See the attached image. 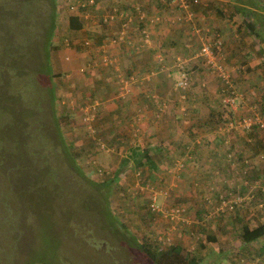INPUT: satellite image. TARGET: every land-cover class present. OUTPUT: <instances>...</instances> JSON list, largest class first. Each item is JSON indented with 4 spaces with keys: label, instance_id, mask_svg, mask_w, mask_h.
Returning <instances> with one entry per match:
<instances>
[{
    "label": "rangeland",
    "instance_id": "obj_1",
    "mask_svg": "<svg viewBox=\"0 0 264 264\" xmlns=\"http://www.w3.org/2000/svg\"><path fill=\"white\" fill-rule=\"evenodd\" d=\"M48 1L50 0H0V264H18L20 259L28 258L43 259L52 264H151L134 246L129 233L139 242L146 240L145 242L154 246L157 244L160 248L166 244H180L182 253H196L197 257H202L198 264H264V254L258 253L261 242L242 245L237 234L239 224L244 222L245 217L251 220V217H260V212H264V204L261 206L264 193L257 186V181L264 180V157L260 158L258 155L264 150V134H258L262 137L258 143L260 146L257 141L253 142V146L241 143L249 149L251 156L248 157H257L258 163H255L256 170L254 166L247 170V175L252 173V176L245 178L247 175L243 174L239 179L235 178V185L239 182L247 186L241 194L242 202L235 210L219 208V203L211 198L214 195L212 191H215L209 187L212 185L211 181L202 185L199 199L192 196L193 191L190 189L184 193L190 184L181 189L176 179L185 165H177L176 169L181 170H177L179 173H173L170 178L173 198L176 197L186 206L185 213L183 211V215L178 218L170 220L156 213L153 217L149 215L148 204L152 194H155V204L160 211L166 209L170 200H167L168 196L162 199L160 195H156L165 186H153L150 178L143 179L146 176L145 166L133 169L131 163L124 165L114 182L104 191V186L100 187L95 183L106 180L118 168L122 158L120 154L126 150V145L119 143L117 147L114 143L113 134L117 132L113 131L115 119L112 117L104 121L103 130L83 131L84 119L87 118L80 117L79 109L82 107L80 90H85V76L80 74L84 58L74 47L60 46L58 37L62 36V40L68 38L79 41L81 32L66 28L67 18L72 13H67L62 6L67 0H53L52 4ZM200 2L202 7L197 9L196 15L200 24L210 27L214 34L216 31L221 34L218 26L227 33L235 29L233 34L237 36L228 35V39L235 44L240 36L246 43V28L240 16L230 15L231 2ZM52 6L57 10V15L54 16L55 24L49 43L59 44V47L52 50L47 46L46 53L42 51V35L46 27L44 24H47L46 16ZM188 16L191 17V13ZM163 21L160 24L163 25ZM242 28L245 30H241ZM192 36L183 33L179 35L181 42L176 41L177 50L183 53L182 65L200 63L185 55L187 48L181 44L187 45L186 41L189 43ZM211 36L210 33L208 38ZM93 37L92 34L90 38ZM246 39H250L246 44L250 48V58L247 61L240 60L241 56L234 58L237 61H234V71L244 75L242 80L248 81V86H255L254 76L261 73L264 77V67L256 64L259 56L253 47V40L249 36ZM191 46L189 53L195 56L198 43ZM44 52L51 62V75L54 74L52 79H49L45 69ZM220 53L217 58L220 61L222 59V63L215 70L221 69L224 77L229 78L233 69L227 65L225 49ZM40 67L42 69H38ZM209 67V71L204 67L192 68L188 74L192 81L189 88L194 93L209 92L208 80L213 78L215 72ZM105 71L93 68L86 75V79L91 80L88 85L96 91L92 99L98 103L111 98L115 90L113 82H106L107 75H104L105 80L101 85L95 83L94 79H101ZM174 74L177 75V72ZM200 81L205 82V85L199 87L197 83ZM51 87L53 91L57 88L63 97L52 99ZM183 96L181 94L180 98ZM221 96V92H218L219 102L223 104ZM112 98L115 100V108L121 104L119 102L122 101L116 96ZM216 105L217 102L215 107ZM165 107L161 108L162 111ZM215 107L208 106L213 112ZM54 113L57 119L60 113L69 114L66 125L65 119L58 120V130L61 129L62 135L74 139L69 155L63 151L61 144H55L51 140L56 138ZM116 116L120 117L119 114ZM183 119L186 120L185 117ZM128 122L126 121L127 124ZM132 126L133 123L130 124ZM125 132L118 134L126 136L129 141H135L142 133L140 130L133 137L132 133L127 135ZM102 139L107 141L108 148L97 144ZM231 153L232 151L229 154ZM190 154L194 157L196 152L193 150ZM258 164L261 166H257ZM254 171L259 175L262 173L263 178L255 176ZM159 173L158 169L156 174ZM192 185L199 187L195 181ZM105 208L111 213L112 220L115 218L124 229L109 222ZM199 210H204L201 218L193 215V212ZM218 212H223V216ZM207 236H211L213 240H208Z\"/></svg>",
    "mask_w": 264,
    "mask_h": 264
},
{
    "label": "trees",
    "instance_id": "obj_2",
    "mask_svg": "<svg viewBox=\"0 0 264 264\" xmlns=\"http://www.w3.org/2000/svg\"><path fill=\"white\" fill-rule=\"evenodd\" d=\"M53 0L48 1L49 4H52ZM85 1L86 5H83L81 2ZM100 0H93L92 3L87 2V0H67L62 5L64 10L68 12H72L69 14L67 18V25L66 28L68 30H78V28L81 27V25H85L86 29L84 32L81 31V36L79 37V41L69 40L68 38L62 40V36L59 37V41L61 42L60 46L66 45V46H72L77 51L82 53L84 58V67L82 68V76H85L83 79V86L85 87V90L81 89V98L80 100L82 107L79 109L80 117L84 119L85 117L87 119H84V129L83 131H91L94 132V130H103V123L105 120L110 119L112 114L105 110V107L102 103H99L97 101H93V97H95L94 87L88 85V81L86 79V75L90 74L92 69L98 71H105V75L108 76L106 78V82H113L115 90L113 94V97H117L118 100L126 101L127 97L131 94V90L126 93L124 98H120L117 96L118 94V86L120 85V77H124L129 79V76H132L134 79L130 84V88L133 87H143L145 89H142L140 91V98H142V101L144 104L147 103V105H153L154 108L151 111L152 116L147 119V124H152V122H156L161 119V114L163 113L162 107L171 104V109H173L172 112L175 110H178V114L181 118H186L185 121H187L186 128L191 131L192 129H199L208 127L209 132L213 133L212 141L216 142L215 148L220 145L223 149V157L225 161H229L232 165L233 160H235L236 157H233V155L229 154L232 150L238 149V146L244 142L245 145L250 144V146H253V142L257 141V144L260 142V139L262 138L258 134L260 132L258 131V125L256 123L248 124L245 119L252 116V110H249L246 106H243L242 101H239L237 99V105L236 108L233 109H225V103L219 102L215 99L217 102V113L215 114L213 111H211L209 108L207 110V116H197V117H191V114L189 115V111L191 110V97L195 93L191 91V85L192 81L189 79L188 74L191 73L192 68L200 67L201 69L204 67L206 70L209 71L210 67L208 65H205V63L201 60L196 58V61H200V63L197 65L190 64V66L182 65L183 60V53L180 50H177V52L172 51L170 54H166V50L160 49L159 45H163L162 41H158L157 47L161 50H159L154 45V35L150 32V25L154 24L157 26H165L167 25L170 30L174 29L176 31L174 40H171L170 43H168L167 46L173 48L174 46H178L177 42H181L179 40V35H182L183 33H189L192 36L191 41L189 40V43L185 45L184 43H181L187 48V51L185 55H188L189 58H192L193 55H191L189 52L192 49V44L194 45L195 42L198 43V47L200 46L201 39L203 37L208 36V34L211 33V35H215V38H218L220 40V48H222L224 52V41L221 36V34L216 31L214 34V31L211 30L210 27L204 26L203 24H200L197 21L196 15L198 12V8L202 7V2L200 3H193L192 0H186V7H179L178 2H170V0H163L158 1L161 3V7H163L164 14H153L149 15L151 12L147 10V8L141 5V2L139 0H136L133 3H122L121 5L115 6L113 9L111 6H107V8H103L100 6H97L96 3ZM109 1H117V0H109ZM231 1V13L235 14L237 13L238 16H240L244 27L246 30L249 31L251 34L249 37L253 40V44L256 45L257 54L259 56L264 55V4L262 0H230ZM154 2V0H152ZM121 3V2H120ZM53 7V6H52ZM139 8V11H141L144 16L137 19L138 11L137 8ZM55 7L51 8L49 11V14L46 16V23L44 24L46 27L44 29V34L42 35L43 40L42 43H44L42 47V51H46L47 46L52 50H56L59 47V44H50L49 40L51 37L52 30L54 28V16L57 15V10L54 9ZM217 9L220 10V7H217ZM162 10V11H163ZM218 10V12H220ZM61 12V11H60ZM59 12V14H60ZM191 13V17L189 19L186 18L187 13ZM119 13H123L128 15H132V19L130 22V25L132 24L133 29L130 31L127 29V34L124 36L122 40H117L115 43H110V39L115 37V33L119 27V24L123 21V19L119 20ZM58 14V15H59ZM157 15L159 17L164 18V21L161 23H164L163 25L160 24V21L158 20H150V17ZM123 18V17H121ZM153 18V17H152ZM191 19V20H190ZM193 20V21H192ZM114 21L116 23V28L111 29L109 32L106 31V27L109 25L110 22ZM91 27V28H90ZM146 28V37L147 41L144 42V36L143 33H141V29ZM94 35L93 39L90 38ZM252 36V37H251ZM167 37V36H166ZM93 40V41H92ZM166 39L163 41L165 42ZM40 41V40H39ZM183 42V41H182ZM46 44V46H45ZM137 49L139 51H150L151 57L150 62L147 63V66L144 70H138L133 65H123L121 59L118 57L120 53V50L124 49ZM119 49V50H118ZM168 50H171L170 48H167ZM43 54V57L45 58V65L47 69V75L49 79H52L51 75V62L46 57V54ZM160 54V59H158L156 56L157 54ZM226 54V53H225ZM154 55V56H153ZM43 57L41 61L43 60ZM106 58L108 60V65L102 64L103 58ZM226 57V55H225ZM127 57H125L126 59ZM194 58V57H193ZM113 60V63L110 62V60ZM219 63H222V59ZM114 64L117 65L115 68ZM38 69H42L41 67ZM216 71V70H215ZM174 72H177V75L174 74ZM160 75V78L162 81L158 83L156 80L153 84H151L152 89L146 88V85L152 81V79H155ZM182 74L185 75V85L184 87H181L177 82L180 80ZM215 74V76H214ZM213 78L216 80L218 87L217 92H221V100H224V98L230 94V91L232 90L234 93L236 90H238L235 86L234 80L231 75H229V79L227 82H224L223 79H221L216 72H214ZM59 75V74H58ZM156 75V76H155ZM57 77V75H56ZM105 80V78H104ZM131 81V79H129ZM103 82V81H102ZM52 83V81H51ZM197 83V82H196ZM163 84V85H162ZM53 85V83H52ZM197 85L199 87H202L205 85V82H198ZM233 85V86H232ZM161 86V87H160ZM171 87V89L169 88ZM236 88V89H235ZM57 88L50 89V94L52 95V99L63 97L61 93L58 92ZM164 89V90H163ZM237 92V91H236ZM205 93H199V95L202 96V98H199L200 105L207 103L208 98L205 96ZM239 93V92H238ZM183 94L184 96L180 98V95ZM54 97V98H53ZM51 99V101H52ZM60 99V98H59ZM247 100L249 106L254 107V111L258 112L260 114L264 113V103L255 99L250 98H244ZM106 100V99H105ZM79 102V103H80ZM105 102V101H104ZM215 102V103H216ZM186 103H189V105H186ZM206 106V104H204ZM212 106L215 107V104ZM215 107V108H216ZM166 108V107H165ZM164 108V109H165ZM196 111L198 110V107H193ZM86 109V110H85ZM182 109V110H181ZM137 112H139L137 110ZM214 113V117H212V114ZM68 115L67 113L61 114L57 119L56 113H54L53 116V125H55V137H51L56 144L58 142L64 147V150L66 154L69 155L70 146L73 143V138H66V136L62 135V132L59 129V123L58 120L61 119L62 121L65 119L66 122L65 125L68 122ZM176 115V113H175ZM164 116V115H163ZM162 116V117H163ZM213 118V119H212ZM131 121V120H130ZM137 120L134 119V123L136 124ZM129 123V122H128ZM135 126V125H134ZM114 128L113 131L117 132V134H113L111 138H113L114 143H116L117 147L118 144L126 145V150L120 154L121 159L118 165V168L114 169L106 180L95 183L98 186H104V191H107V186H109L111 183L114 182V179L116 178L117 174L120 172V169L128 164L131 163L133 166V169H138L142 166H145L146 176H143V179L150 178V183L152 185H161L165 186L163 191H159V193H156V195H160L163 198H167V200H170L168 203L169 205L165 207L166 209L174 208L177 206L182 207L185 213L186 206L184 203H182L180 200H178L176 197L173 198V188H170L172 181H170V178L173 173H179L176 169L177 165H180V167L187 166V163H185L188 159H190L191 154L190 152L193 151V149L190 147V142L187 141L185 143L178 142L180 140H173L166 142L164 139H160V142H156L154 146L152 147H142L138 145L135 141H129L127 140L126 136L121 137L118 133H123L124 131L131 134L133 137L138 134V131L132 127H130L127 123L126 126L122 122H116L112 125ZM138 127V126H135ZM70 131H72V128H69ZM124 130V131H123ZM70 131L68 132L70 134ZM125 132V133H126ZM121 133V134H122ZM116 135H118L116 137ZM233 136H236V139L233 138ZM264 138V137H263ZM104 143H103V141ZM99 143L102 147L108 148L106 143L107 141L102 139ZM207 140L206 138H203L200 140L202 141ZM112 141V140H111ZM94 144V141H92ZM206 143V142H203ZM240 143V144H239ZM207 145V144H205ZM258 146H260L258 144ZM112 150H115L112 148ZM264 152V150H262ZM116 152V151H114ZM261 151L259 152V154ZM258 154V155H259ZM188 155V156H187ZM233 157V158H232ZM158 159V160H157ZM160 160V161H159ZM172 165L174 167H172ZM120 166V167H119ZM246 166V164H245ZM163 167V168H158ZM176 169V170H173ZM246 168V167H245ZM242 170V174L244 173V169ZM159 169V175L156 174ZM175 171V172H174ZM182 173V171H180ZM231 176L228 172L224 173V176L222 178L217 179L220 184L216 188V185L212 184L209 186L212 189H215L213 192V197L215 198V203L219 202L222 199H227L229 196H233L235 194H242L243 190L245 189L242 183L238 185H233L234 182H236V179H228ZM247 175V172L246 174ZM256 176V175H255ZM248 178V175L245 176V178ZM264 177V176H263ZM261 176V178H263ZM161 179L163 181H161ZM177 180V179H176ZM145 182V181H144ZM170 182V183H169ZM264 182V181H263ZM94 183V182H93ZM176 183L180 184L176 181ZM262 184V183H261ZM180 187V186H179ZM196 189V187H193ZM181 189H184V187H181ZM188 189L192 191V187L185 188L184 193H187ZM260 191V190H259ZM163 192V193H162ZM170 192V193H169ZM230 193V194H229ZM261 193H264V189L261 190ZM166 194V195H165ZM208 198V197H207ZM156 197L154 199L155 203ZM177 200V201H176ZM151 198L148 204V212L151 217L154 215H163L162 211H160V208L152 209V202ZM264 204V202L261 204V206ZM157 205V204H156ZM235 210L237 207L236 205H233ZM107 208V205H106ZM105 208V209H106ZM107 210V211H106ZM105 212L109 215V222L113 226H115V223L121 226L122 229H124L123 225L119 223L115 218L111 217V213L108 209H106ZM225 210V209H221ZM193 212V211H192ZM204 210L193 212V215L197 216V218H201ZM156 213V214H155ZM221 214V217L223 216V212H218ZM181 215H183L181 213ZM193 216V217H194ZM255 217V216H254ZM166 219H170L169 216L165 217ZM253 218V217H251ZM250 218V219H251ZM171 220V219H170ZM246 221L248 219L246 218ZM256 225L253 227H249L248 224L244 222H240L239 229H238V238L242 245H248L252 242H258V239H261V244L259 246V249H263L264 251V221L263 222H256ZM125 232H128L127 230ZM129 233V232H128ZM126 235V234H125ZM128 235V234H127ZM126 235V236H127ZM130 239H133L134 246L137 248V250L144 255L151 264H198L202 257L196 256V253H182V246L180 244H166L165 247L160 248L157 247V244L151 245L148 242L145 241H137V239L133 238L131 236V233L128 235ZM127 238V237H126ZM208 240H213L211 236H207ZM263 241V242H262ZM250 254V253H249ZM52 264L47 262L43 259H20L18 261V264Z\"/></svg>",
    "mask_w": 264,
    "mask_h": 264
},
{
    "label": "crops",
    "instance_id": "obj_3",
    "mask_svg": "<svg viewBox=\"0 0 264 264\" xmlns=\"http://www.w3.org/2000/svg\"><path fill=\"white\" fill-rule=\"evenodd\" d=\"M105 1H108V2L104 3ZM135 1L136 0H118V1L100 0L96 3V5L103 7V8H107V6H111L114 9L115 6L121 5L123 2L133 3ZM139 1L141 2V5L143 7L145 6L147 10L151 12L149 14L150 16L156 13L166 15V13H164L163 7L160 6L161 3L158 2V1L161 2L163 0H154V2H152V0H139ZM228 2H231V1L228 0ZM234 15H237V13H235ZM233 19L235 18L233 17ZM157 25L158 24H156V27H153L155 25L151 24L149 27L151 34L154 35V39H153L154 45L157 47L158 41H162L163 45L162 46L159 45V46H160V49L166 50L167 52L166 54H170L172 51L177 52L178 46H174L173 48L167 46L168 43L171 42V40H174V36H175L174 33H176V31L174 29L170 30V28L167 25L165 26L164 25L157 26ZM115 28H116V23L112 21L106 27V31L109 32L111 29L115 30ZM218 28L221 30V36L224 41V49L226 53L225 55H226L227 65L229 68L233 69V71H231L232 72L231 76L234 80L236 88L238 89L240 93V96L242 98L255 99V100H258L264 103V77L263 75L261 73H257L256 74L257 76H254L255 86H248L250 83L248 81H243L244 75L237 74L234 71V66H235L234 58L241 56L240 60L245 59L244 61H247L246 59L250 58L249 56L250 48L246 45L248 44L247 41H250V39H246V38L247 36H250L251 34L249 33L248 30H245L242 28L241 30H245L246 36L244 37V39L246 40V43H244L243 38L239 36L237 37L236 42H234L235 44H233L232 41L228 39V35L237 36V34H233V30L235 29H231L229 30V33H227V31H224L222 27L218 26ZM85 29L86 27L83 24L81 25L80 28H78L77 31L78 33H80L81 31L84 32ZM164 39H166L165 42L163 41ZM186 44H188L187 41H186ZM253 47L257 49L256 45L254 44H253ZM167 48H170L171 50H168ZM118 54H119L118 57L121 59L123 65L125 64L133 65V67H135L139 71L145 69V67L147 66V63L150 62V57H151L150 51H145V50L139 51L134 48L126 50V51L122 49L120 50V53ZM125 57L127 58L125 59ZM259 58L261 59L258 60ZM257 63L263 65L264 67V55H262L261 57L259 56L256 59V64ZM104 75L105 73L102 74L101 79L100 78L94 79L96 81L95 83H98L99 85H101L102 81H104L103 80ZM156 80L158 81V83L162 81L158 73H157V77H155V79H152V81H150L146 85V88H148L147 91L149 89H152L151 84H153ZM208 83L209 84L207 85V87L210 93L209 92L205 93V96H207L208 98L207 100L208 102L204 103L206 104V106H204V104L200 105L199 98H202V96L199 95V93H195L194 95H192L191 97L192 108L189 111L190 112L189 115L191 114V117L207 116L208 106L215 104L216 101L214 100V98L218 100V97H217L218 84L216 80L214 78L212 79L210 78L208 80ZM142 89H145V88L138 87V86L134 87V89L131 91V94L127 97L126 101L119 102L116 100V102L121 103L116 108H115L116 106L115 100L114 98H112L113 95H111L112 96L111 98H107L106 100H104L106 102L102 101L101 103L105 107V110L109 111L112 114L113 116L112 118H114L116 122H122L123 124H126V121H129L128 123L129 126L131 123H133V126L134 125L138 126V127H135V126L134 127L139 132L141 130L142 133L140 137L135 138V142H137L138 145L142 146L143 148L154 146V144L157 141L160 142V139H164V141L166 142H169L170 140L171 141L180 140L178 142H181V143H185L187 141L190 142L189 145L196 152V154L194 157L191 155V158L186 161L187 166L183 169L182 173H180L181 175L178 177L176 181L180 183V187H186V185L189 183L190 187H192L193 197H197L199 199V196L201 194L202 185L209 181H211L212 184L216 185V188L219 189L218 187L220 186L219 185L220 183L216 180L219 178H222L224 176V173L226 172H228L231 175V176L228 175V177H230L228 179H234V178L239 179V177L243 175L242 170L245 167V164L249 165V167H246L244 169L245 174L247 170L249 171L250 166L252 167L254 166V169L256 170L255 163L256 162L258 163L257 157L254 159L248 157V155L251 156L250 155L251 153L247 147L242 146L239 143L240 145L238 146V149L232 150L231 155H233V157H236L235 160H233V164L235 163V165H232L229 161H225L223 159L224 154H223L222 147L218 145V147L215 148L216 142L212 141L211 137L213 136V133L209 132L208 127L199 128V129L191 128V131L188 130L186 128L187 121L181 118L177 112L179 109L175 110L174 112H172L173 109L170 110L171 104H168L169 107L165 105L167 109L165 108L163 110L160 120L156 122L154 121L152 122V124H147V119L150 118V116H152L151 111L153 110L154 106L153 105L148 106L147 103L146 104L143 103L142 98H140V95H139ZM186 105H189V103H186ZM193 107H198V110L196 111ZM137 110L139 112H137ZM215 110H216L215 112L217 113V107L215 108ZM118 114L120 117L116 116ZM134 119L138 121L136 122V124L134 123ZM203 138H206L207 140H204L201 143L200 140H202ZM233 138L236 139V136H233ZM203 142H206V143H203ZM247 145L249 146L250 144H247ZM218 153H222V155L216 156L215 154L218 155ZM219 166H222L223 168ZM257 166H261V164L260 165L258 164ZM254 172H255L254 175L261 177L262 173L259 175L258 172L256 171ZM252 175H253L252 173L251 175L248 174V176H252ZM194 181L199 184V187L196 186V189L193 188V185H192ZM237 183L239 184V182ZM233 185L235 184L233 183ZM210 196H212L211 193H210ZM211 198L215 200L213 196ZM260 214H262V216L260 215L259 217V215H255V217L251 218V220H248V221H246V217H245L243 221H245L249 227H253L254 225H256L255 223L257 221L258 222L264 221V212L263 213L260 212ZM258 241L261 242V239H258ZM259 250L260 251L258 253L260 255H263L264 254L263 249H259Z\"/></svg>",
    "mask_w": 264,
    "mask_h": 264
},
{
    "label": "built area",
    "instance_id": "obj_4",
    "mask_svg": "<svg viewBox=\"0 0 264 264\" xmlns=\"http://www.w3.org/2000/svg\"><path fill=\"white\" fill-rule=\"evenodd\" d=\"M186 0H172V2H178V6L181 8V7H186ZM201 0H192L193 3H200ZM87 2H90L92 3L93 0H87ZM171 2V0H170ZM83 5H86V2L85 1H82L81 2ZM137 7H135L136 9ZM137 11H138V15L136 16L137 19L138 18H141L142 16H144V14L139 11V8H137ZM188 14H190L189 12L187 13V16L186 18L189 19L190 16H188ZM123 17V18H121ZM153 17V18H152ZM150 17L149 21L150 20H158V21H162L164 20L163 16L162 18L157 16V15H154ZM132 15H130L128 13V15L126 14H123V13H119V17L118 19L121 20L123 19V21L121 22V24H119V27L115 33V37L110 39V43H115L117 40H122L124 38V36L127 34V29H129L131 31V29H133V26L132 24L130 25V22H131V19H132ZM152 22V21H150ZM146 32H147V29L146 28H142L141 29V33H143V36H144V42L147 41V37H146ZM209 37V34L208 36L206 37H203V38H200L201 39V43H200V46L198 47V52L194 57V59L198 58V59H201L206 65L208 66H211L213 68V70L215 71V68H218L217 65L220 64L218 62H220V58H217V55H221V51H222V48H220V40L218 38H215V35L211 36V38H208ZM158 59H160V54L158 53L157 56H156ZM204 59V60H203ZM110 60V59H109ZM114 59L113 60H110L111 63H113ZM102 64L104 65H108V60L104 57L103 58V61H102ZM115 68L117 67L116 64H114ZM217 73V75L224 80V82H227L228 81V77H224V75L222 74V71L221 69H216L215 71ZM129 79H131V81H129ZM129 79L127 78H124V77H120V85L118 86V94L117 96L120 97V98H124L126 93H128L130 91V84L131 82L133 81V77L132 76H129ZM185 76L184 77H181L180 80L177 82L181 87H184L186 81H185ZM233 86V85H232ZM237 99H239V101H242L243 103V106H246L249 110H252V116L245 119V121L248 123V124H251V123H256L258 126V131L260 133H263L264 134V113L263 114H260L258 112H255L254 111V107H251L249 106L247 100H245L244 98H241L240 96V93L236 92L235 93L231 90L230 91V94L227 95L223 102L226 104L225 105V109H235L236 108V105H237ZM260 155V158H263L264 157V152L261 151V153L259 154ZM251 167V166H250ZM264 181V180H263ZM258 182L257 181V186L263 190L264 189V182ZM262 183V184H261ZM230 194V193H229ZM154 199H155V194H152L151 196V202H152V209H158L157 205L154 203ZM208 199V198H207ZM241 194H235L233 196H229L227 199H222L220 200L218 203V206L220 209H226V210H232L234 209L233 205H238L240 202H241ZM183 208L180 207V206H177V207H174V208H169V209H165L164 211H162V214L167 217L169 216L170 219L172 218H178L181 213L183 212Z\"/></svg>",
    "mask_w": 264,
    "mask_h": 264
},
{
    "label": "clouds",
    "instance_id": "obj_5",
    "mask_svg": "<svg viewBox=\"0 0 264 264\" xmlns=\"http://www.w3.org/2000/svg\"><path fill=\"white\" fill-rule=\"evenodd\" d=\"M242 202V201H241ZM239 205V204H238ZM236 207H238V206H236Z\"/></svg>",
    "mask_w": 264,
    "mask_h": 264
}]
</instances>
